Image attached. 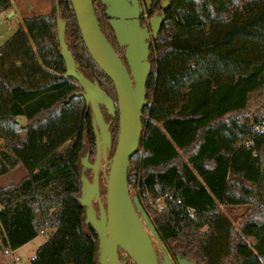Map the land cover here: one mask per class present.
Wrapping results in <instances>:
<instances>
[{"label":"trees","instance_id":"1","mask_svg":"<svg viewBox=\"0 0 264 264\" xmlns=\"http://www.w3.org/2000/svg\"><path fill=\"white\" fill-rule=\"evenodd\" d=\"M162 1L151 0L163 20L149 43L129 192L137 189L173 256L264 264V133L253 127L264 121V0H169L161 10ZM11 7L0 0V11ZM93 7L125 61L104 4L93 0ZM57 17L77 69L116 97L82 41L70 0L23 18L0 46V176L17 166L27 171L16 185L0 188V253L48 231L29 264H100L97 234L77 199L81 158L94 160L92 112L81 86L63 76ZM110 134L114 149L117 114ZM157 198L165 207L151 205ZM222 207L244 211L236 222Z\"/></svg>","mask_w":264,"mask_h":264},{"label":"water","instance_id":"2","mask_svg":"<svg viewBox=\"0 0 264 264\" xmlns=\"http://www.w3.org/2000/svg\"><path fill=\"white\" fill-rule=\"evenodd\" d=\"M70 1L83 43L92 60L113 83L116 93L114 102L95 81L77 69L65 42L64 22L57 17L59 53L65 64L63 76L74 79L81 86L80 94L92 112L95 157L92 162L88 161V154L81 158V185L77 199L84 207V222L97 234V261L100 264H124L118 257V249H121L135 264H197L167 251L139 196L131 195L127 185L128 166L140 140L141 115L146 104L149 43L158 34L163 14H155L148 25H141L142 5L137 0H100L105 6L117 43L124 47L126 66L102 33L93 0ZM169 4V0H163L161 10L167 9ZM100 104L111 115L115 114L117 106L118 136L109 158L111 134ZM101 167L105 202L101 200L99 190ZM86 169L91 170L90 178L84 172ZM93 200H96L98 214ZM152 239L159 245L160 260Z\"/></svg>","mask_w":264,"mask_h":264},{"label":"rangeland","instance_id":"3","mask_svg":"<svg viewBox=\"0 0 264 264\" xmlns=\"http://www.w3.org/2000/svg\"><path fill=\"white\" fill-rule=\"evenodd\" d=\"M140 1L142 3V6H143L145 12L148 13V19H150L153 15L160 13V10L158 7H153L151 5V0H140ZM13 2H14L15 7L17 8L19 14L23 18L32 17L35 15L47 13L52 9V7L54 5V0H13ZM9 12L10 11H8L6 13V15H8ZM6 20H8V18H6ZM11 20H12V24H14L15 23V17H12ZM141 21H142L143 25H145L147 23L146 20H141ZM102 24H103L105 31L108 32L106 29L104 21H102ZM0 29L2 31L3 27L0 26ZM104 84L107 86L108 89H110V87L107 83H104ZM102 111L104 113V109H102ZM112 153H113V147L108 152V158L112 155ZM94 157H95V154L92 153L90 155V159L92 160V159H94ZM84 172L89 178L91 177V171L90 170L86 169ZM26 173H27V171L25 170V168H23L22 166H19L16 169H14L13 171H11L8 175L0 177V185H3L5 183V180H7L9 176L14 177L16 179L15 181L17 182L24 175H26ZM100 190L102 193V198H104L105 181H104V178L102 176H100ZM130 194L131 195L138 194L137 189L135 187H131L130 188ZM156 200H161V198L150 199V201H149L154 208H156L155 207V201ZM222 210L232 220H235L237 222L238 218L240 217V215L244 211V207H228V208L222 207ZM46 238H47V235H44V236L38 235L37 237L32 239V241H30L26 245L18 248L13 253H10V255H7L6 257H4V259L6 261L4 263H6V264L12 263L11 262L12 258L15 259L16 264L28 263L30 258L32 257V252L35 251V249L37 247H39L42 243H44ZM154 246L156 248H158L157 247L158 244L155 241H154ZM159 256H161V254H159ZM129 264H131V263H129Z\"/></svg>","mask_w":264,"mask_h":264},{"label":"crops","instance_id":"4","mask_svg":"<svg viewBox=\"0 0 264 264\" xmlns=\"http://www.w3.org/2000/svg\"><path fill=\"white\" fill-rule=\"evenodd\" d=\"M11 1H12V7L9 10H7V11H0V26L3 27V30L2 31L0 29V46L15 33V31L18 29V27L20 25H22L23 17H21V15L19 14L17 8L14 5L13 0H11ZM8 11H10V12H9L8 15H6V13ZM12 17H15V23L14 24H12V20H11ZM6 18H8V20H6ZM17 167H19V166H17ZM16 168H14V169H16ZM14 169H12L11 171H13ZM10 172H8L5 175H8ZM5 175H1L0 177L5 176ZM15 180L16 179L14 177L9 176L8 179L5 180V183L3 185H0V188H4V187H9V186L16 185L20 181V180H18L16 182ZM40 235H43V236L44 235H48V231L46 233H42ZM30 241H32V239ZM30 241L26 242L22 246L26 245ZM22 246H20V247H22ZM20 247H18V248H20ZM18 248H16L15 250H17ZM36 249H35V251H36ZM15 250H11V251H6L4 253H0V264H6V263H4V262H6L5 259H4V257H6L7 255H10V253H13ZM35 251L32 252V256L35 254ZM11 262L12 263H10V264H16L15 259H13V258H12ZM19 264H29V262L28 263H19Z\"/></svg>","mask_w":264,"mask_h":264},{"label":"flooded vegetation","instance_id":"5","mask_svg":"<svg viewBox=\"0 0 264 264\" xmlns=\"http://www.w3.org/2000/svg\"><path fill=\"white\" fill-rule=\"evenodd\" d=\"M138 1V3L140 4V5H142V3H141V1L140 0H137ZM141 22V21H140ZM141 25H143L142 24V22H141ZM121 48H123V47H121ZM118 50H120V48L118 47ZM123 62H124V64L127 66V64H126V61H124V60H122ZM112 99H113V101L114 102H116V97L115 98H113L112 96H110ZM100 109H101V111H102V109H104V113H103V111H102V114H103V117H104V120L106 121V122H109V126H108V129L111 131V124H112V120L114 119V117H115V114H117V106L115 105V114L114 115H111V114H109L108 112H107V109L105 108V106L104 105H102V104H100ZM102 166V165H101ZM100 176H102V167L100 168V171H99V190H100ZM100 198H101V200L103 201V202H105V195H104V198H102V193H101V190H100ZM93 206H94V208H95V210H96V213L98 214V206H97V203H96V200H93ZM153 240V245H154V239H152ZM156 242V241H155ZM158 248H156L155 246H154V249H155V252H156V255H157V258H158V260H160L161 259V256H159V254H161V252H160V250H159V245L157 246ZM118 257H119V259H120V261H122L124 264H129V263H131L130 262V257L124 252V251H122L121 249H118Z\"/></svg>","mask_w":264,"mask_h":264},{"label":"built area","instance_id":"6","mask_svg":"<svg viewBox=\"0 0 264 264\" xmlns=\"http://www.w3.org/2000/svg\"><path fill=\"white\" fill-rule=\"evenodd\" d=\"M140 19L141 20H146L147 23L145 25H148L150 19H148V13L145 12L143 6H142V12H141ZM253 127H254V129L264 133V121L260 122V123H254ZM155 207L157 209H161V208L165 207L164 201L162 199L161 200H156L155 201Z\"/></svg>","mask_w":264,"mask_h":264}]
</instances>
